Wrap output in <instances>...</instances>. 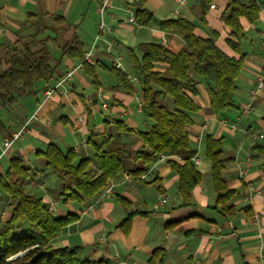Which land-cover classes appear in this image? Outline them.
<instances>
[{"label": "crops", "instance_id": "crops-1", "mask_svg": "<svg viewBox=\"0 0 264 264\" xmlns=\"http://www.w3.org/2000/svg\"><path fill=\"white\" fill-rule=\"evenodd\" d=\"M258 2L261 4L259 20L254 23L243 20L246 36L242 50L246 58L237 80L234 105L216 115L210 105L207 85L202 81L198 85L195 100L200 110L192 114L194 124L189 130L191 146L200 161L196 167L203 179L193 190L191 204L185 206L179 193V177L168 162L170 159L179 161L176 155L165 152V159L156 160L142 176L126 172L111 179V196L101 192L78 203L63 202L59 197L61 179L38 152L52 143L67 151L80 141L88 140L91 131L99 133V139L105 136L108 140L103 148L111 144L141 150V137L118 132L115 123L123 120L137 130H148L153 125L141 105V81L133 71L131 51L141 57V45L148 42L180 50L185 45L182 35L176 30L163 29L161 22L186 18L196 24L199 35L214 37L221 49L237 55L227 44L230 30L221 17L227 0H213L211 4L216 8L210 5L204 20L200 0H112L103 18L113 31L98 42L92 64L99 86L83 68L75 73L67 93H59L49 100H45L44 90L82 63L69 55L61 57L62 47L75 38L84 44L85 52L92 46L101 20L98 11L101 0H0V57L8 48L30 40L33 32L45 24L46 28L36 38L45 39L56 66L54 77L39 81L34 93L16 92L14 101L0 103V119L6 128L0 132V146L28 122L23 136L15 140L1 158L0 174L5 173L12 158L22 159L32 167L26 191L43 197L48 204L56 201L54 214L56 212L58 217L77 214L76 221L54 239V245L81 246V258L106 257L113 264H148L158 247L166 250L163 264H263L264 88L258 90L253 99L258 75L264 68V0ZM138 9L151 11L153 20L146 25L136 20L130 22L129 17H136ZM30 14L44 15L29 18ZM55 15L62 19L56 20ZM112 67L128 75L130 88L110 71ZM156 67L163 70L165 65ZM251 102L252 108L245 115L244 108ZM164 103L169 108L175 107L170 96ZM208 134L223 137L224 154L233 158L224 170L229 187L237 191L232 201L237 208L233 215H224L220 207H215L217 193L206 155ZM79 154L93 157L94 149L88 143ZM248 184L254 187L250 199L245 197ZM0 195L1 202H10L7 195ZM129 210L140 213L132 217L130 229L125 233L120 224Z\"/></svg>", "mask_w": 264, "mask_h": 264}, {"label": "trees", "instance_id": "trees-1", "mask_svg": "<svg viewBox=\"0 0 264 264\" xmlns=\"http://www.w3.org/2000/svg\"><path fill=\"white\" fill-rule=\"evenodd\" d=\"M200 1L201 19L204 20L213 0ZM260 13L261 6L256 1L227 0V7L221 17L230 30L227 44L237 55L221 49L214 37L199 35L196 24L191 20H163L161 27L178 31L185 41L184 47L174 51L162 43L148 42L141 45V57L131 51L133 71L141 81L143 111L148 114L153 125L148 130H137L123 120L115 122L118 132L139 135L143 148L133 151L111 144L103 148L108 140L105 136L99 139L100 134L91 131L87 144L90 143L94 149L93 157L81 156L74 148L63 151L54 143L38 152L46 165L61 179L59 197L63 202L84 203L86 199H92L103 192L109 181L122 173L142 176L161 154L167 152L180 158L179 161L170 159L168 162L179 177L182 204L190 205L193 190L203 179L193 161L197 152L191 146L189 130L194 124L192 114L200 110L195 100L199 94L198 85L201 81L207 85L210 105L216 115L234 105L237 80L246 58L242 50V41L246 36L243 20L254 23L259 20ZM37 15L43 17L44 14H30L29 18ZM153 17L148 9H138L135 20L146 25ZM55 19L61 20L62 17L55 15ZM45 28L44 24L33 32L30 40L8 48L4 56L0 57V68H3L0 71V103L14 101L16 92L34 93L39 81H49L54 77L56 66L51 61L45 39L36 38ZM84 53V44L75 38L62 47L61 57L69 55L81 60L87 75L99 86L95 67L84 61ZM158 64H164L165 68L159 70L156 67ZM110 71L126 88L131 87L128 75L121 69L112 67ZM168 96L174 99V108L164 103ZM5 130L0 119V132ZM222 140L223 137L208 134L206 155L211 163V175L217 193L215 207H220L224 215H233L237 208L232 201L237 191L230 188L224 178L226 165L233 158L225 156ZM31 177L32 167L16 157L10 160L5 173L0 174V194L7 195L10 200L8 216L4 220L0 219V264H113L106 257L81 258V246L54 245V239L76 221L77 214L56 216L43 197L26 191V184ZM120 200L125 206L128 205L124 198ZM1 201L0 195V207ZM244 209L247 211V208ZM137 213L140 212L129 210L128 216L120 224L125 233H128L132 217ZM19 252L24 254L10 259ZM165 258L166 250L158 247L148 264H163Z\"/></svg>", "mask_w": 264, "mask_h": 264}, {"label": "built area", "instance_id": "built-area-1", "mask_svg": "<svg viewBox=\"0 0 264 264\" xmlns=\"http://www.w3.org/2000/svg\"><path fill=\"white\" fill-rule=\"evenodd\" d=\"M111 1L112 0H101V3L99 4L98 7V11L101 15V20L99 22L98 25V34L92 44V46L84 53V61L86 63L89 64H94V51L95 48L97 47L98 42L104 38V35L106 33H111L112 27L108 26L105 21H104V14L106 12V10L111 7ZM256 1L258 4V0H253ZM261 6V4H259ZM211 8H216L215 4H211ZM129 21L130 22H135V17L132 15L129 17ZM110 43V41H108ZM262 42H263V47H264V34L262 36ZM117 66H120V63L117 62L116 63ZM84 68V63H80L76 66H74L73 68H71L70 70H68L63 76H61L57 82L44 90V96H45V100H49L52 99L53 97H55L57 94L59 93H67L69 91L68 85L71 83V81L74 79L75 73L81 69ZM264 88V68L262 70V72L258 75L257 78V88L255 91H253V99L255 98V95L257 94V91ZM142 105V104H141ZM253 103H249L245 108H244V114L247 115L251 108H252ZM104 107H107V104H103ZM28 122H26L22 128L17 131L13 137L10 140H6L5 142L2 143V145L0 146V160L1 158L7 153V150L12 146L13 142L19 138H21L23 136V132L25 130V128L27 127ZM87 145V140H82L80 141L78 144H75L72 148H74V150L76 151H80L82 148H85ZM165 154H161L159 156L158 159H165ZM193 161L195 164H199V158H197V156L193 157ZM241 176H244V173L241 172ZM254 190V187L251 184H248L247 186V190L246 191V199H250L251 198V192ZM113 193V185H110L109 187L106 188L105 191H103V195L104 196H111ZM54 203H51L49 208L50 210H54L55 209V201H52ZM262 262L264 264V252L262 253Z\"/></svg>", "mask_w": 264, "mask_h": 264}, {"label": "rangeland", "instance_id": "rangeland-1", "mask_svg": "<svg viewBox=\"0 0 264 264\" xmlns=\"http://www.w3.org/2000/svg\"><path fill=\"white\" fill-rule=\"evenodd\" d=\"M61 41V40H60ZM26 130V129H25ZM24 130V131H25ZM110 185H113V184H110ZM109 184H108V186L107 187H109L110 186ZM106 187V188H107ZM106 188L104 189V191L106 190ZM51 203H54V202H50L48 205L50 206V204ZM56 201H55V206H56ZM0 210H1V215H0V219L1 220H4L7 216H8V214H9V210H10V204H9V202H2L1 203V207H0ZM53 212H54V210H53ZM55 214H56V212H55Z\"/></svg>", "mask_w": 264, "mask_h": 264}, {"label": "water", "instance_id": "water-1", "mask_svg": "<svg viewBox=\"0 0 264 264\" xmlns=\"http://www.w3.org/2000/svg\"><path fill=\"white\" fill-rule=\"evenodd\" d=\"M23 254H24V252H19V253L15 254L14 256H12L10 259L17 258V257H19V256H21Z\"/></svg>", "mask_w": 264, "mask_h": 264}]
</instances>
